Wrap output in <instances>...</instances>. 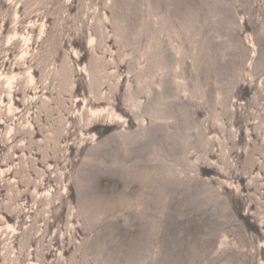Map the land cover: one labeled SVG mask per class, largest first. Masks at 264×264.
I'll list each match as a JSON object with an SVG mask.
<instances>
[{"label": "rangeland", "instance_id": "1", "mask_svg": "<svg viewBox=\"0 0 264 264\" xmlns=\"http://www.w3.org/2000/svg\"><path fill=\"white\" fill-rule=\"evenodd\" d=\"M0 264H264V0H0Z\"/></svg>", "mask_w": 264, "mask_h": 264}]
</instances>
